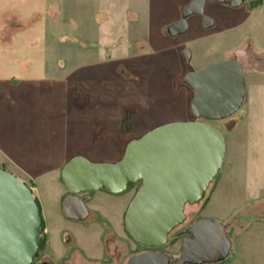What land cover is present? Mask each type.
I'll list each match as a JSON object with an SVG mask.
<instances>
[{
  "label": "rangeland",
  "instance_id": "374dc122",
  "mask_svg": "<svg viewBox=\"0 0 264 264\" xmlns=\"http://www.w3.org/2000/svg\"><path fill=\"white\" fill-rule=\"evenodd\" d=\"M263 1L247 0L236 14L208 3L205 13L216 18V29L201 32L190 19L189 31L172 40L165 28L178 19L189 0H8L0 10V65L5 64L1 75L21 85L27 101L34 97L32 81L39 78L40 117L48 120V105L56 116L51 151L49 156L43 152L41 159L45 164L35 168L32 182L22 181L38 205L41 236L55 247L50 252L45 246L43 254L58 260L64 235L71 240L67 250L77 248L101 260L107 258L100 244L107 243L109 264H125L129 255L141 250L123 227L137 186L119 195L86 193L93 200L87 202L90 222L82 225L62 215L66 191L60 174L74 157L116 163L129 141L166 124L194 121L189 114L192 93L182 80L189 68L182 63L181 51L187 48L191 70L236 55L243 66L245 100L229 119L206 122L223 137L222 167L204 200L185 207V222L169 235L162 251L176 261L183 240L176 238V232L197 220L211 219L226 227L232 244L229 256L217 264L228 260L230 264L243 237L240 223L264 221V200L258 203L264 197L248 196L242 170L247 158L264 160V133L253 129L250 137L246 134L257 126L263 104L259 95L264 94V62L255 61L264 50ZM3 14L15 15L21 26H11ZM249 40L252 49L247 52ZM12 47L18 49L9 59L7 48ZM22 111L21 128L28 129L30 110ZM61 161H65L62 168ZM262 244H255L254 251H261ZM258 255L255 264H264Z\"/></svg>",
  "mask_w": 264,
  "mask_h": 264
},
{
  "label": "water",
  "instance_id": "95a60500",
  "mask_svg": "<svg viewBox=\"0 0 264 264\" xmlns=\"http://www.w3.org/2000/svg\"><path fill=\"white\" fill-rule=\"evenodd\" d=\"M212 1L233 9L244 4V0ZM205 2L190 0L184 5L180 18L166 26V36L185 35L190 17L200 18L201 30L212 29L213 19L204 15ZM181 57L188 66L189 50L183 49ZM183 84L192 93L189 114L194 121L166 124L129 141L116 163H92L77 156L61 170L68 194L62 215L74 222L88 218L79 195L96 191L119 195L140 184L123 227L131 242L150 251L130 257L127 264H170L166 254L154 250L165 247L171 232L185 222V207L204 200L223 164V137L206 122L229 119L245 99L243 71L235 59L188 72ZM181 234L187 239L174 264H217L230 253L226 228L214 220H197ZM40 238V213L30 189L0 169V264H33Z\"/></svg>",
  "mask_w": 264,
  "mask_h": 264
},
{
  "label": "crops",
  "instance_id": "0c3cea01",
  "mask_svg": "<svg viewBox=\"0 0 264 264\" xmlns=\"http://www.w3.org/2000/svg\"><path fill=\"white\" fill-rule=\"evenodd\" d=\"M6 3H8V0H0V10L3 7H7ZM2 18L3 20L8 19L9 24L15 28L21 26L15 18V15L3 14ZM2 24L0 23V27ZM16 49L18 48L12 47L10 50L7 48V53L10 54L9 59L14 58L11 53H14ZM251 49L249 40L245 43V51L248 52ZM258 58L259 63L264 62V50ZM4 65H0V169L12 174L20 181L32 182L35 168L37 166L42 167L46 162V160H41L43 152H46L47 156H49L47 152L51 151L56 116L52 111V106L48 105L46 108L48 120L43 121L40 117L42 115L41 111L43 112V107L38 103V98L42 96L41 80L39 78L32 81L31 85L34 90V97L27 101L24 91H21V85L15 83L13 77H3L1 75L3 70H5ZM261 71L264 74V70ZM57 82L52 81L51 83L55 84ZM44 88V91L48 89V87ZM51 96L50 93H47L48 98ZM259 97L261 102H263L259 111L260 117L257 126L247 129L246 134L249 137L252 135L253 129L257 132L264 133V94H260ZM25 107L30 110L28 115V129L21 128L24 113L22 110ZM64 162L61 161V168ZM4 164H7L8 169L4 168ZM242 170L244 187L248 196H254L256 198L264 197V160L262 158L256 160L247 158L242 165ZM263 200L260 199L258 203ZM239 228L242 232L240 234L243 237L236 244L238 252L233 256L230 264H255V255H258V253V257L264 262V248L261 251H254L255 244L263 243L262 245L264 246V221L243 222L240 223ZM44 232L47 233L48 230ZM47 239L49 242L48 237ZM74 256L71 264H93V260H97L96 264H109L112 261V259L101 260L99 258H93L89 254H84L83 256L78 252ZM228 262L226 264H229Z\"/></svg>",
  "mask_w": 264,
  "mask_h": 264
},
{
  "label": "flooded vegetation",
  "instance_id": "af4514ba",
  "mask_svg": "<svg viewBox=\"0 0 264 264\" xmlns=\"http://www.w3.org/2000/svg\"><path fill=\"white\" fill-rule=\"evenodd\" d=\"M190 1V0H189ZM258 2H260L261 0H257ZM245 2H247V0H244V4H243V6L242 7H240V8H238V9H233V8H230L228 5H219V4H217V3H215L214 1H212V0H206V2H205V7H206V5L208 4V3H211V4H214V5H216V6H218V7H222V8H224V9H226V10H228V11H230V13L232 14H236V12H238L239 10H241L243 7H244V5H245ZM260 6V5H259ZM204 15L205 16H207V17H210V18H212L213 19V21H214V26H213V28L212 29H209V30H201L200 29V22H201V20H200V18H198V17H190V18H188L187 19V23H188V31H189V20L190 19H194L195 20V22H196V26H197V28L201 31V32H211V31H213L214 29H216V26H217V22H216V20H215V18L212 16V15H210V14H206L205 13V8H204ZM180 18V15H179V17H178V19ZM236 18V16H234L233 17V20ZM177 19V20H178ZM176 20V21H177ZM187 31V32H188ZM183 36V35H182ZM169 38V37H168ZM176 38H178V37H176ZM176 38H170V39H172V40H175ZM183 49H187V48H182V50ZM189 52H190V50H189ZM181 59H182V57H181ZM228 59H235L236 61H238L239 62V64L241 65V67H242V71H243V66H242V64H241V62L239 61V59H238V57L236 56V55H232L231 57H228ZM227 59V60H228ZM255 61L256 62H259V58L258 57H255ZM190 62H191V52H190V58H189V64H188V66L184 63V61H183V59H182V63H183V65H184V67L185 68H189V70L184 74V76L188 73V72H194V71H197V70H191L190 69ZM182 80H183V78H182ZM140 186V184H138L137 185V189H138V187ZM137 189H136V191H137ZM136 191H135V193H136ZM68 196V194L66 193V195L62 198V199H64L65 197H67ZM78 198L79 199H81L82 201H83V204H84V206H85V208L87 209V211H88V216L90 215V211H89V209H88V204H87V202H88V200H89V198H87V197H85V194H82V195H79L78 196ZM91 201L93 200V198L92 199H90ZM89 200V201H90ZM74 222V221H73ZM88 222H90L89 220H88V218L85 220V221H83V222H78V223H80V224H82V225H84V224H87ZM185 228H183V229H180V230H178L177 232H176V238H180V237H183V240H182V243L184 242V240L185 239H187V236L186 235H182L181 234V232L184 230ZM172 233V232H171ZM70 237H68V236H63V237H61V245H59V248H58V251H59V253L61 254V256H60V258L58 259V260H54V259H52L48 254H43L42 253V249L43 248H45V246L47 247L48 246V248H49V251L50 252H52V251H54V249H55V247H53L52 245H50V240H49V242H48V239L47 238H43V236H41V238H40V243H39V247H38V251H37V254H36V256H35V259H34V262H33V264H71V262H72V259H73V256H74V254L75 253H79V254H81V255H83L84 256V254L82 253V251L81 250H78L77 248H72V250H70V249H68L67 250V248L70 246L69 244H70V242H71V240L69 239ZM113 238V237H112ZM103 241H105V240H103ZM131 242V241H130ZM131 243H133V242H131ZM134 244V243H133ZM102 245L104 246L103 248H101V250H103V253H101L102 255H105V257L107 258V259H112V258H110V256H108L107 254V249H106V245H107V243H102ZM137 248H140L141 250L139 251V252H136V253H133L132 255H129L128 256V258H126V261H125V264H127V261H128V259L130 258V257H132V256H134V255H139V254H143V253H146V252H149L150 250H147V249H143V248H141V247H139V246H137L136 244H134ZM182 245V244H181ZM167 246V245H166ZM165 246V247H166ZM165 247H163V248H165ZM163 248H161V249H158V250H154L155 252H161V253H164V254H166L164 251H162V249ZM180 248H181V246H180ZM179 252H180V249H179V251H178V256H179ZM41 253H42V255H41ZM168 257H169V260H170V264H174L176 261H171V256L169 255V254H166ZM178 259V258H177ZM115 262H117V258H114L113 259ZM96 262H97V260H93L92 261V263L93 264H96Z\"/></svg>",
  "mask_w": 264,
  "mask_h": 264
},
{
  "label": "trees",
  "instance_id": "16d2710c",
  "mask_svg": "<svg viewBox=\"0 0 264 264\" xmlns=\"http://www.w3.org/2000/svg\"><path fill=\"white\" fill-rule=\"evenodd\" d=\"M38 206V205H37ZM41 232H42V226H41Z\"/></svg>",
  "mask_w": 264,
  "mask_h": 264
},
{
  "label": "built area",
  "instance_id": "2783aa9c",
  "mask_svg": "<svg viewBox=\"0 0 264 264\" xmlns=\"http://www.w3.org/2000/svg\"><path fill=\"white\" fill-rule=\"evenodd\" d=\"M32 189H30V191H31Z\"/></svg>",
  "mask_w": 264,
  "mask_h": 264
}]
</instances>
